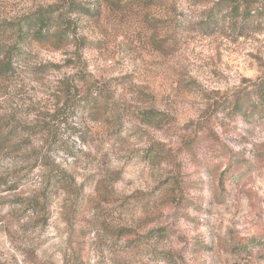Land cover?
Returning <instances> with one entry per match:
<instances>
[{"label":"rangeland","instance_id":"1","mask_svg":"<svg viewBox=\"0 0 264 264\" xmlns=\"http://www.w3.org/2000/svg\"><path fill=\"white\" fill-rule=\"evenodd\" d=\"M263 76L264 0H0V264H264Z\"/></svg>","mask_w":264,"mask_h":264},{"label":"trees","instance_id":"2","mask_svg":"<svg viewBox=\"0 0 264 264\" xmlns=\"http://www.w3.org/2000/svg\"><path fill=\"white\" fill-rule=\"evenodd\" d=\"M75 7V8H74ZM72 8V13H88L86 9H80L77 6ZM239 12V8L233 7L232 15H236ZM248 13V10L245 12ZM55 14L57 17L55 18ZM244 14V17H247ZM23 27L17 28L19 39L21 41H34L45 45L46 43H52L54 39H65L69 37V21L66 13L60 12L58 8H48L40 11L34 15H31L23 20ZM25 26L27 29H25ZM234 100L229 108L234 113H242L245 117H252L258 114L260 111L264 113V76L259 78L252 85V89H246L245 91L235 94ZM79 103V102H78ZM81 107L85 106L84 102L80 101ZM153 112L144 113V117L149 121L152 119ZM157 117V116H156ZM155 118V117H154ZM150 123V122H145ZM14 147V130H12L9 123H6L4 119L0 118V152ZM50 182L54 181L53 186L58 184L68 183L69 179L67 175L61 174L53 175L52 172L48 175ZM50 188L46 187L43 190L42 196L24 200L21 204L24 211L40 212L46 208L49 200Z\"/></svg>","mask_w":264,"mask_h":264}]
</instances>
